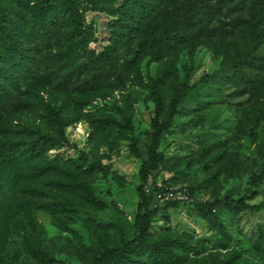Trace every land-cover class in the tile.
Here are the masks:
<instances>
[{
	"label": "rangeland",
	"instance_id": "1",
	"mask_svg": "<svg viewBox=\"0 0 264 264\" xmlns=\"http://www.w3.org/2000/svg\"><path fill=\"white\" fill-rule=\"evenodd\" d=\"M102 1V8L82 10L91 37L76 63L81 69L78 80L60 90L27 79L13 100L27 104L26 109L13 107L0 116V145L24 146L42 135L55 137L49 111L70 122L63 145L9 168L16 183L8 220L0 230V264H91L104 251L131 240L139 172L147 161L154 117L150 78L167 73L161 88L167 106L183 82L194 84L213 74L239 57L249 39L246 1L243 8L233 6L213 17L210 27L224 30L222 38L200 36L197 47L186 41L152 62L149 37L164 25L177 0H164L130 33L115 24L125 0ZM59 50L55 41L44 52ZM105 53L109 58L103 62L100 55ZM99 70L104 78L97 90L77 88ZM112 108H119L130 123ZM180 110L161 138L164 159L151 172L146 193L191 189L194 196L155 198L153 207L159 212L149 240L171 242L181 258L174 264H264V248L255 245L264 211L235 215L218 209L214 219L196 208L198 202L242 197L249 177L264 169V73L242 91L224 86L220 93L190 97ZM263 200L264 188L248 203ZM143 261L153 264L146 256Z\"/></svg>",
	"mask_w": 264,
	"mask_h": 264
},
{
	"label": "trees",
	"instance_id": "2",
	"mask_svg": "<svg viewBox=\"0 0 264 264\" xmlns=\"http://www.w3.org/2000/svg\"><path fill=\"white\" fill-rule=\"evenodd\" d=\"M164 0H125L118 7L121 18L118 22L124 33L137 31L145 19L150 17L156 7ZM173 1V0H172ZM250 3L247 24L249 39L236 59L223 65L211 75H205L194 84L183 82L175 89L166 106L162 96V85L167 73L150 78V97L154 104V117L151 121L150 146L147 149V161L141 165L139 186L137 187L138 204L134 223V235L117 248L106 250L95 257L91 264H144L143 257L153 264L167 261L170 264L181 259L171 248V242H151L149 240L151 223L159 208L153 207L154 199L161 189L146 193V186L152 171L159 168L163 161L160 142L163 134L171 127L174 118L180 114L181 106L190 98L206 94L220 93L224 86L235 87L238 91L257 83L264 73V0H178L163 26L156 34L149 37L152 48L150 60L160 62L166 54L183 43L190 42L197 47L200 36L218 35L223 37L219 27H210L213 17L228 11L232 7H242ZM102 0H0V116L16 107L19 111L27 104L14 102L15 92H20L21 83L29 79L40 86L53 85L66 90L81 75L77 61L85 52L90 42L91 32L84 24L82 10L84 6L102 8ZM241 5V6H240ZM60 42V50L53 54L47 51ZM103 62L109 53L100 55ZM46 64L42 68V65ZM104 78L101 70L82 81L77 88L83 92L94 91L100 87ZM113 111L123 116L126 125L130 123L119 108ZM55 126L56 136L42 135L24 146L18 142H6L0 145V230L9 216L11 197L15 188V175H11L12 166L27 159L33 161L46 151L66 142L65 129L69 121L62 120L56 113L48 112ZM108 123V120H102ZM133 151L140 156L136 147ZM264 188V169L249 177L247 188L242 197H225L212 202L196 203L197 210L203 215L218 219V209L239 215L242 213L258 214L264 211V200L257 205H250L252 200ZM186 193L193 197L194 191ZM90 200H96L88 193ZM177 202L171 204L175 205ZM219 229L224 232L222 223ZM255 245L264 248V225L257 228ZM226 264H235L231 260Z\"/></svg>",
	"mask_w": 264,
	"mask_h": 264
},
{
	"label": "built area",
	"instance_id": "3",
	"mask_svg": "<svg viewBox=\"0 0 264 264\" xmlns=\"http://www.w3.org/2000/svg\"><path fill=\"white\" fill-rule=\"evenodd\" d=\"M157 199L160 200H171V199H178V200H187L189 198L188 194L185 190H182L180 194H174L173 192H167L166 194L162 191V193H158L156 195Z\"/></svg>",
	"mask_w": 264,
	"mask_h": 264
}]
</instances>
